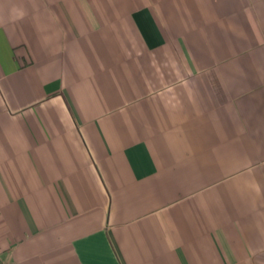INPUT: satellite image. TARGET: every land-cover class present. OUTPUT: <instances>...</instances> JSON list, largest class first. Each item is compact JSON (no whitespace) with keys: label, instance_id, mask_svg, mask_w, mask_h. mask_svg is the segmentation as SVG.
<instances>
[{"label":"crops","instance_id":"crops-1","mask_svg":"<svg viewBox=\"0 0 264 264\" xmlns=\"http://www.w3.org/2000/svg\"><path fill=\"white\" fill-rule=\"evenodd\" d=\"M0 262L264 264V0H0Z\"/></svg>","mask_w":264,"mask_h":264},{"label":"built area","instance_id":"built-area-1","mask_svg":"<svg viewBox=\"0 0 264 264\" xmlns=\"http://www.w3.org/2000/svg\"><path fill=\"white\" fill-rule=\"evenodd\" d=\"M0 264H12V263H9V262H0Z\"/></svg>","mask_w":264,"mask_h":264}]
</instances>
